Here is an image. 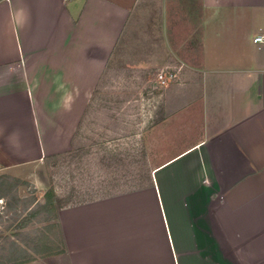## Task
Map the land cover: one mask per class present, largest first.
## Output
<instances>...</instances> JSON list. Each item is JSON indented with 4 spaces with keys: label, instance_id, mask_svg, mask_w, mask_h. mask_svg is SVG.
Instances as JSON below:
<instances>
[{
    "label": "crops",
    "instance_id": "1",
    "mask_svg": "<svg viewBox=\"0 0 264 264\" xmlns=\"http://www.w3.org/2000/svg\"><path fill=\"white\" fill-rule=\"evenodd\" d=\"M263 32L264 0H0L4 174L72 150L117 58H174L198 85L175 114L187 143L63 204V252L24 264H264Z\"/></svg>",
    "mask_w": 264,
    "mask_h": 264
},
{
    "label": "rangeland",
    "instance_id": "2",
    "mask_svg": "<svg viewBox=\"0 0 264 264\" xmlns=\"http://www.w3.org/2000/svg\"><path fill=\"white\" fill-rule=\"evenodd\" d=\"M113 68L116 76L108 78L96 95L98 107L78 129L70 152L56 160L46 158L25 174L0 172V177L10 179L9 190L0 200V240L11 238L27 210L43 203V194L50 186L61 204L110 195L142 180L149 167L163 159L161 156L187 143L179 133L188 126L175 114L190 100V89L198 86L191 81L189 68L174 58H117ZM162 69L176 71L178 79L153 90L155 76ZM169 126L170 133L176 132L166 136ZM45 217L30 222L20 231L22 235L31 239L43 234L56 241L53 223Z\"/></svg>",
    "mask_w": 264,
    "mask_h": 264
},
{
    "label": "trees",
    "instance_id": "3",
    "mask_svg": "<svg viewBox=\"0 0 264 264\" xmlns=\"http://www.w3.org/2000/svg\"><path fill=\"white\" fill-rule=\"evenodd\" d=\"M59 156L53 157V160H56ZM9 180L6 176L0 177V200L4 198V193L9 190ZM43 199V203L35 204V209L27 210L26 214L13 230L14 232L11 238L6 237L1 239L4 241L2 243L0 242V264H24L33 261L35 257L47 258L63 252L56 224L57 211L63 204H61L60 198L56 194L53 186H50L44 192ZM42 215L46 216L44 220L48 222L52 221V227L56 231V241L43 234L28 239L20 232L30 222Z\"/></svg>",
    "mask_w": 264,
    "mask_h": 264
},
{
    "label": "built area",
    "instance_id": "4",
    "mask_svg": "<svg viewBox=\"0 0 264 264\" xmlns=\"http://www.w3.org/2000/svg\"><path fill=\"white\" fill-rule=\"evenodd\" d=\"M253 42L255 44H264V32L257 35L253 38ZM177 78V72H167L165 70H160L156 76H155V84L156 86L152 89H158V88H166V86L169 84V82L173 81ZM178 79V78H177Z\"/></svg>",
    "mask_w": 264,
    "mask_h": 264
}]
</instances>
